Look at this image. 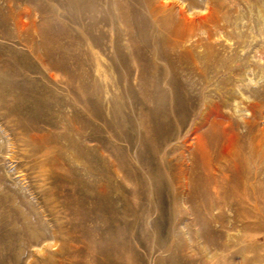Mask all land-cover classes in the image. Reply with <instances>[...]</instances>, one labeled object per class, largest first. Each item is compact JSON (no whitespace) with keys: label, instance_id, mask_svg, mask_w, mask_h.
<instances>
[{"label":"rangeland","instance_id":"374dc122","mask_svg":"<svg viewBox=\"0 0 264 264\" xmlns=\"http://www.w3.org/2000/svg\"><path fill=\"white\" fill-rule=\"evenodd\" d=\"M170 2L184 39L133 34L113 58L59 31L52 0H0V264H264V0H152ZM221 130L217 185L244 202L196 227L165 173Z\"/></svg>","mask_w":264,"mask_h":264},{"label":"bare ground","instance_id":"6f19581e","mask_svg":"<svg viewBox=\"0 0 264 264\" xmlns=\"http://www.w3.org/2000/svg\"><path fill=\"white\" fill-rule=\"evenodd\" d=\"M176 1L182 4L188 2L187 6L191 9L196 8L197 4V0ZM52 2L59 31H82L83 38L89 40L97 49L95 51L96 54L100 53V55L113 58L118 57L116 50L121 48V43L124 44V42L131 41L130 39L133 34L144 42L147 47L151 46L155 50L161 40L163 43V38L167 36L175 43L180 42L186 37V34L195 23V21L189 22L182 26L174 23L171 24L170 20L173 15L171 2V5L169 4L162 7L155 6L152 0H52ZM70 38L75 42L80 39V37L76 35ZM156 52L158 53V51H155V55ZM161 63L163 65L162 72L160 73L158 71L159 76L154 80L152 87L154 90H159V97L161 99H166L170 91V84L167 83L173 73L169 66H166L162 61ZM218 124H220V121ZM206 125L208 124H203L204 127ZM254 127L255 124L253 121H245L242 125L244 137L249 136L254 131ZM215 132L217 140L212 148L213 156L205 149L199 155L196 149H192V147H194L193 145H195L193 142L187 147L182 148V150H179L180 152L178 151V156L174 158L179 161V163L176 162L174 165H170L169 162L170 166L168 168L166 167L168 171L170 169L169 172L165 173V177L172 187V201L174 205L182 206L186 209L185 214L189 218L193 217V220L197 223L195 226L198 224L202 226L204 224L205 220L203 219L202 213L204 215L205 212H215L218 210L220 214L225 211V209L229 208H225L227 202L230 201V203L235 204V206H239L244 202L241 196H236L237 193L235 190H228L230 192L229 195H232L231 199L227 198L226 195L221 196L220 194L214 168L216 165H220L221 161L227 156L230 157L231 148H225L222 140V130ZM167 154L169 155L170 152H167ZM197 154L199 156H197ZM165 162L168 164L166 158ZM198 169L200 173L197 172ZM155 182L157 181L155 180ZM156 187L155 184L149 183L147 189L149 198L153 200L155 199L156 193L154 191L157 190ZM198 200L202 206L201 210L197 209L194 205ZM150 216V213L148 214L147 211H144L143 217L145 219Z\"/></svg>","mask_w":264,"mask_h":264}]
</instances>
